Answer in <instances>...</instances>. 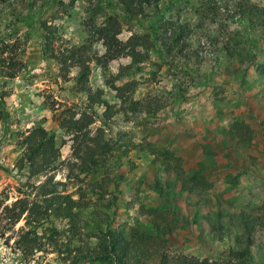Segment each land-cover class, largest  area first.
<instances>
[{"label":"rangeland","instance_id":"obj_1","mask_svg":"<svg viewBox=\"0 0 264 264\" xmlns=\"http://www.w3.org/2000/svg\"><path fill=\"white\" fill-rule=\"evenodd\" d=\"M127 4L0 0V57L20 64L11 79L0 65V264H264V0ZM108 18L119 41L140 37L141 58L89 64L86 87L113 106L104 119L77 90V69L63 79L48 53L103 54L95 30ZM70 112L91 116V135L101 128L110 147L88 171L58 124ZM35 127L58 156L32 176L16 161ZM47 177L78 204L70 220L48 213L22 253L26 227L3 208Z\"/></svg>","mask_w":264,"mask_h":264},{"label":"trees","instance_id":"obj_2","mask_svg":"<svg viewBox=\"0 0 264 264\" xmlns=\"http://www.w3.org/2000/svg\"><path fill=\"white\" fill-rule=\"evenodd\" d=\"M129 4L124 8L130 11L131 4L143 2L148 5V0H128ZM125 4V2H124ZM140 6V5H139ZM262 23L264 20L262 19ZM118 25L112 18L105 21V25L98 26L95 30L99 40L104 47L103 54L88 56L85 51L89 49L87 45H80L77 47H70L64 51H59L57 54L49 52L52 58L58 65L62 72L63 79L66 78L68 68H76L77 74L75 77V86L79 92L86 94V102L88 109L93 106L103 107L102 115L104 119H109L112 115L113 106L108 104L102 98L103 92L101 89H95L93 92L86 87V82L89 75V64L94 61L97 65L105 67V64L118 57H128L131 63H136L140 60V53L136 50L140 37L131 35L124 42L119 41L116 36L118 34ZM45 45V52H48L50 45L49 37H43ZM4 53V52H3ZM102 60V62H101ZM0 65L7 69L5 77L8 79L14 78L15 74L20 70L18 61L11 58L0 57ZM128 84H126L127 86ZM125 86L113 87L116 98L122 103V91ZM137 104V103H132ZM115 112V111H113ZM93 123L91 116L80 113L75 116V113H68L67 117L59 120V127L69 137L72 150L75 155L81 159L80 168L83 171H88L90 167L97 166L98 162L107 159L110 147L107 142L102 139V129L97 128L95 135H91L88 127ZM58 150L54 147V136L52 133L44 130L42 127H35L31 129L23 137V150L18 157L16 164L17 168L21 169L24 165L28 166L30 175L34 176L44 172L49 165L56 160ZM34 198L28 200L26 197H21L14 200L9 206H4L3 211L8 213L11 224L17 223L20 219L23 221V226L26 227L22 236L15 241L17 248H21L22 253L31 252L35 249V235L33 232L37 225L46 219L48 213L56 217L71 219L72 209L77 206V202L71 200L69 197L61 195L56 190V183H52L51 177L45 178L41 183L34 186ZM38 197V199H37ZM30 230V231H29ZM32 230V231H31ZM32 237H29V234ZM108 233L110 241L115 240ZM117 242V239L114 241ZM111 245V243H110ZM111 249V247L109 246ZM112 250V249H111ZM195 264V263H191Z\"/></svg>","mask_w":264,"mask_h":264}]
</instances>
